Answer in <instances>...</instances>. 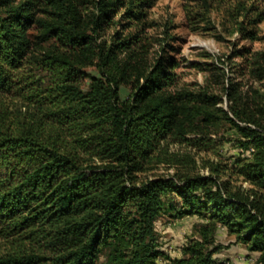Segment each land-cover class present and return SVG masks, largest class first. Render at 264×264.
<instances>
[{
    "label": "trees",
    "instance_id": "1",
    "mask_svg": "<svg viewBox=\"0 0 264 264\" xmlns=\"http://www.w3.org/2000/svg\"><path fill=\"white\" fill-rule=\"evenodd\" d=\"M154 1L0 0V264H214L219 227L264 264V88L246 82L264 54L192 62L209 75L178 87L174 38L147 63L131 30ZM259 1L231 5L230 33L255 38ZM162 214L200 220L177 256Z\"/></svg>",
    "mask_w": 264,
    "mask_h": 264
},
{
    "label": "rangeland",
    "instance_id": "2",
    "mask_svg": "<svg viewBox=\"0 0 264 264\" xmlns=\"http://www.w3.org/2000/svg\"><path fill=\"white\" fill-rule=\"evenodd\" d=\"M83 1V5L89 6L91 0ZM208 15H201L200 0H155L153 5L145 11V16L141 23L131 30L141 36L145 59L151 63L160 51V42L163 41L165 32L172 36L177 50L173 52L179 60L176 72V86L195 87L203 84L209 72L199 67L191 66L192 62H220L226 57L232 56L234 50L243 47L249 48L258 54H264V0L258 3L261 19L254 26L253 40L242 37L239 32L230 33L232 30V16L229 9L236 0H217ZM234 13V12H233ZM234 15V14H233ZM120 18V12L114 15V19ZM114 27L105 31V36H110L114 32ZM166 30V31H165ZM162 40V41H161ZM209 54L211 57H205ZM234 60L238 61L236 57ZM225 71L229 72V66L224 61ZM85 71L94 73L92 67H86ZM247 84L256 88H264L263 81L255 78H246ZM261 85H263L261 87ZM124 88L121 90L124 93ZM178 146L171 145L169 151H174ZM187 151V149L185 150ZM195 157V154L193 155ZM196 155V163L198 164ZM166 165H157L154 170L157 174L170 173L171 169H165ZM199 172L206 173L204 169L197 168ZM238 183V181L236 180ZM244 186V184H243ZM200 220L195 216H188L182 219L173 220L167 214H162L155 222V232L160 244V248L171 256L178 255V248L187 244L189 239L195 238L196 226ZM234 237L228 235L222 227L215 232V243L223 248L214 253L212 258L214 264H256V253L249 252L240 244L235 243Z\"/></svg>",
    "mask_w": 264,
    "mask_h": 264
}]
</instances>
